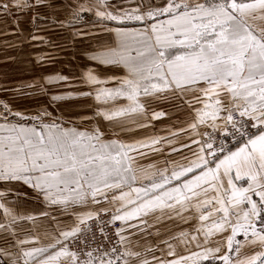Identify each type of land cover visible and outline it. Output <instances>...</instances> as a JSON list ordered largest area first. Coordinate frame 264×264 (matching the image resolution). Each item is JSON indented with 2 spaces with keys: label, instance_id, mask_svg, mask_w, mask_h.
I'll list each match as a JSON object with an SVG mask.
<instances>
[{
  "label": "snow or ice",
  "instance_id": "1",
  "mask_svg": "<svg viewBox=\"0 0 264 264\" xmlns=\"http://www.w3.org/2000/svg\"><path fill=\"white\" fill-rule=\"evenodd\" d=\"M44 3L0 0V10L38 8ZM84 12H93L102 30L116 38L114 45L88 58L101 66H122L127 76L102 77L89 69L84 78L89 92L53 94L51 99L94 95L98 103L113 102L98 108L97 115L123 130L129 125L122 118L132 114L146 117L141 95L183 96L195 117L179 131L188 135L198 151L193 152V159L184 157V163L172 161L171 170L164 167L149 172L133 166L135 156L146 155L145 149L160 151L159 145L164 143L160 138L106 140L99 126L80 130L57 122L59 118L45 122L44 118L52 115L47 111L30 117L34 123L29 125L19 122L29 117L3 104L0 181L22 182L46 203L70 211L76 222L41 245L37 236L21 238L17 234V222L34 217L14 212L0 199V234L11 238L8 247L0 248V257L4 258L0 264H152L126 246L131 241L123 235V223L115 232L117 244L106 248L96 243L87 222L95 220L103 240L111 244L107 224L126 222L141 212L147 216L157 209L169 216L192 209L197 213L192 218L200 222L194 235L181 232L170 238L175 243L163 241L167 255H176L179 244L188 249L195 243L201 250L172 260L153 256L156 264H264V0H163L160 5L130 0L127 6L110 0H77L75 15ZM129 23L141 27H128ZM67 79L57 75L45 78V83ZM112 80L118 86L106 87ZM121 98L129 103L117 106L115 102ZM196 104L203 107L196 108ZM10 115L18 121L10 122ZM161 115L154 112L151 119ZM132 123L146 126L136 120ZM205 125L212 132H201L200 127ZM249 127L255 132L250 133ZM228 137L239 145L234 151L225 144ZM167 143L172 151H178L173 140ZM185 147L190 145L181 144ZM245 179L246 187L235 183ZM145 180L149 181L147 185L143 184ZM138 182L141 186L133 187ZM4 196L0 192V198ZM89 199L96 205L102 201L117 205L111 219L106 223L99 219L100 212L109 211L104 207L76 212L77 206L87 207ZM218 234L223 239L213 245L212 238ZM10 248L17 251L12 253Z\"/></svg>",
  "mask_w": 264,
  "mask_h": 264
},
{
  "label": "crops",
  "instance_id": "2",
  "mask_svg": "<svg viewBox=\"0 0 264 264\" xmlns=\"http://www.w3.org/2000/svg\"><path fill=\"white\" fill-rule=\"evenodd\" d=\"M11 3L12 0H6ZM31 3L32 0H29ZM130 0H110V3L115 5L127 6ZM138 3L139 0H136ZM145 3L160 5L163 0H145ZM77 0H45V3L38 8H12L9 12L0 10V38L4 39L2 45L5 50L14 48L20 51L19 57L15 63L20 69L29 68L27 73L29 76L24 77V73L20 74L21 79L30 78V83L33 85L41 84L42 86L54 89L53 84L45 83V78H52L57 75L68 77L67 81H61L55 84L74 86L73 91L89 92V87L84 83V78L89 69H94L102 77H117L123 78L127 76V70L122 66L111 67L101 66L88 58L89 55L102 50L105 46L115 44L116 38L114 34L103 31V25L97 23V17L93 12H84L92 16L93 21L89 24L73 19ZM128 27L140 28L136 23H129ZM80 33V34H78ZM91 33V34H88ZM33 36L41 37L42 39H33ZM106 87L118 86L116 80L110 81ZM37 91V90H31ZM49 92V90H47ZM54 91V90H52ZM79 99L93 102L94 111L91 113L94 119L98 121V125L102 126L105 132L104 139L119 138L125 142H133L146 138H160L164 141L159 145L160 151H151L145 149L146 155L135 156V164L137 169H144L149 172H155L157 169L168 167L172 168V161L184 163V157L193 159V152L198 151V146L191 144L188 135L180 132V129L187 128V125L194 119L195 113L189 103L183 96H173L169 94L167 97L161 96L144 97L141 95L139 99L146 103V117L143 115L132 114L131 116L122 118L129 128L121 129L115 123H109L102 117L97 115V109L100 107H109L108 105L98 103L94 95L77 96ZM191 99V95H188ZM129 102L121 98L115 102L117 106L127 105ZM196 108L203 107L202 104L194 105ZM154 112L163 113L157 119H151ZM66 114L68 112H59ZM133 120L145 124V127H138ZM100 122V123H99ZM210 127L201 126L200 131L204 132ZM175 134V136L173 135ZM179 142H175L176 140ZM200 139V137H195ZM173 140L174 147L178 151H172L167 141ZM181 144H189L190 147L181 148ZM235 150V149H234ZM233 150V151H234ZM167 162V164H166ZM138 174H140L138 172ZM234 175V174H233ZM149 181H143L147 185ZM226 183V180H225ZM238 186H247V180L235 182ZM141 186L136 183L133 187ZM125 191H128L125 188ZM223 191V189H221ZM0 192H4L5 196L0 198L8 203L14 212L27 216L34 217V220L24 219L18 221L15 225L17 234L23 238L24 236H37L41 245L51 242L54 235L59 234V230L66 228L76 222V217L70 211L66 212L58 205L46 203L42 198L38 197L37 193L22 182L5 183L0 181ZM133 199H136L135 194H132ZM253 199L258 200V197L253 196ZM100 207L108 208L107 213L112 214L117 205L109 204L107 201H102L100 205L94 204L91 199L88 201L87 207H76V212L98 211ZM127 210H131V206L126 204ZM47 213V215H43ZM103 213V212H100ZM197 215L195 210H188L177 215L172 213L169 215H161L159 210L155 213L150 212L144 216L143 212L137 214V217L126 222H119L120 227L123 226L125 231L123 235L128 241H131L130 246L134 250L141 253L142 258L156 264L153 256L160 260H172L179 256H190L191 251H200L195 243H192L188 249L184 244H179L175 248L176 255H167L168 247L163 241L175 243L171 237L177 236L181 232L194 235L193 231L199 226L200 222L192 217ZM181 216L184 218L182 219ZM141 220H146L147 223H141ZM128 224H133L135 227H128ZM201 241L203 236H200ZM223 239L222 235H217L212 238L213 245L215 241ZM237 239H243L238 236ZM11 243V238L0 234V248H6ZM39 246V245H38ZM149 249L151 251H149ZM12 253L17 249L10 248ZM4 259L0 257V260ZM219 262V261H217ZM220 263V262H219ZM191 264V262H189Z\"/></svg>",
  "mask_w": 264,
  "mask_h": 264
},
{
  "label": "rangeland",
  "instance_id": "3",
  "mask_svg": "<svg viewBox=\"0 0 264 264\" xmlns=\"http://www.w3.org/2000/svg\"><path fill=\"white\" fill-rule=\"evenodd\" d=\"M3 41L4 39L0 38V111H3V104L6 103L13 111H19L29 117L27 120L19 121L29 125L34 123L30 117L47 111L52 115L51 117H45V122H51L52 119L59 118L57 122H63L65 126L74 125L80 130H88L96 126L102 128L91 114L94 111L93 102L79 99L78 95L66 97L60 101L51 99L53 94L78 93L76 90L73 91L77 84L75 86L74 84L70 85V89L73 90H70L64 84H53L54 89H51L41 84L33 85L30 83V78L21 79L20 74L22 73H24V77L29 76L27 73L30 72L26 71L29 68L23 67V69H20L16 65V56L20 58V51L14 48L5 50L4 45H2ZM61 111L68 113L60 114ZM18 119V117L9 116V121L12 123H16ZM3 122L0 119V123Z\"/></svg>",
  "mask_w": 264,
  "mask_h": 264
},
{
  "label": "built area",
  "instance_id": "4",
  "mask_svg": "<svg viewBox=\"0 0 264 264\" xmlns=\"http://www.w3.org/2000/svg\"><path fill=\"white\" fill-rule=\"evenodd\" d=\"M73 19L78 20V21L83 22V23H87V24H89L93 21L92 16L89 14H85V13H80V15L78 17L75 14H73ZM208 132H212V129H208ZM249 132L254 133L255 129H252L249 127ZM216 135H217V137H219V133H216ZM225 144H226L227 148H229L231 150H234L236 147L239 146L236 144V142L231 137H228V139L225 141ZM111 216H112V214H110V213H105V212L99 213V219L105 223L111 219ZM87 223L91 225L92 232L95 233V235H96V243L97 244L103 243L106 248H111L113 244H117V241L119 238L115 235V232H116L117 228H120L119 222L116 221L114 224H107L106 225V231H107L109 238L112 242L111 244L108 241L103 240V238L99 232V225L96 223L95 220L88 221ZM88 235L90 238L92 233H89ZM117 246L119 247V245H117ZM92 247H95V244H93Z\"/></svg>",
  "mask_w": 264,
  "mask_h": 264
},
{
  "label": "trees",
  "instance_id": "5",
  "mask_svg": "<svg viewBox=\"0 0 264 264\" xmlns=\"http://www.w3.org/2000/svg\"><path fill=\"white\" fill-rule=\"evenodd\" d=\"M204 264H220L219 262L215 261V262H211V261H206L204 262Z\"/></svg>",
  "mask_w": 264,
  "mask_h": 264
}]
</instances>
